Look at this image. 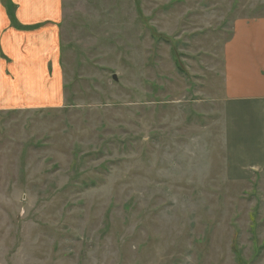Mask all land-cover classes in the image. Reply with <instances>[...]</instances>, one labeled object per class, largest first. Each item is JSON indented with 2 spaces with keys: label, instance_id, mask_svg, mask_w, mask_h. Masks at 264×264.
Returning <instances> with one entry per match:
<instances>
[{
  "label": "rangeland",
  "instance_id": "1",
  "mask_svg": "<svg viewBox=\"0 0 264 264\" xmlns=\"http://www.w3.org/2000/svg\"><path fill=\"white\" fill-rule=\"evenodd\" d=\"M62 8L63 103L0 113V264H264V110L222 77L264 0Z\"/></svg>",
  "mask_w": 264,
  "mask_h": 264
},
{
  "label": "crops",
  "instance_id": "2",
  "mask_svg": "<svg viewBox=\"0 0 264 264\" xmlns=\"http://www.w3.org/2000/svg\"><path fill=\"white\" fill-rule=\"evenodd\" d=\"M62 7L63 0H0V113L63 103ZM233 26L222 51L224 99L264 110V16Z\"/></svg>",
  "mask_w": 264,
  "mask_h": 264
},
{
  "label": "water",
  "instance_id": "3",
  "mask_svg": "<svg viewBox=\"0 0 264 264\" xmlns=\"http://www.w3.org/2000/svg\"><path fill=\"white\" fill-rule=\"evenodd\" d=\"M114 78H115V79L117 78L116 75L114 76Z\"/></svg>",
  "mask_w": 264,
  "mask_h": 264
}]
</instances>
